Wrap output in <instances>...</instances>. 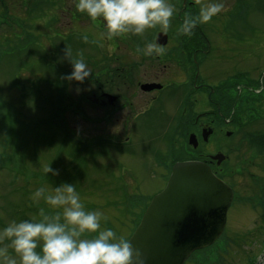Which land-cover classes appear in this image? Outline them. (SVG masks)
Wrapping results in <instances>:
<instances>
[{
  "label": "rangeland",
  "instance_id": "rangeland-1",
  "mask_svg": "<svg viewBox=\"0 0 264 264\" xmlns=\"http://www.w3.org/2000/svg\"><path fill=\"white\" fill-rule=\"evenodd\" d=\"M22 1L5 0L6 6H0V14L6 9L9 16L7 22H0V47L13 52L0 57V99L5 102L2 110L8 113L13 110L18 120L10 115L0 117V154L8 156L5 161L16 166L12 171L0 168V227L11 219H39L34 211L29 213L27 206L45 207L51 212L42 200L33 203L30 193L41 185L51 188L69 182L75 185L87 210L102 211L106 217L101 221L102 227L112 228L117 236L127 238L148 198L165 186L169 168L162 160L170 163L188 153V131H194L193 126L178 122L181 109L185 106L188 111L191 106L196 112L204 107L191 105V101L185 105L184 87L171 84L172 92L165 99L160 93V101L152 103L148 114L127 135L121 134L120 123H89L72 116L70 109L49 116L61 102L49 87L65 86L69 96L63 102L84 97L79 108L89 115L103 114L104 101L108 97L112 101L113 97L107 95L97 96L98 100L102 98L100 102L88 103L93 92L88 87L91 80L82 84L63 80L71 71L64 58L65 46L73 56L82 54L91 71L94 66L90 64L100 62L104 51H109L103 42L105 31L93 27L85 13L76 11L74 0H31L40 1L31 3L33 10L43 9V15L36 12L31 21L27 20ZM196 1L199 6L209 2L224 5L221 13L201 24L202 33L210 39V51L200 63L201 75L213 82L234 72L251 77L264 72V0ZM10 17L24 18L25 26L19 29ZM158 29H146L141 35L153 36ZM168 30L171 36L177 33ZM82 35H87L88 41L82 40ZM106 66L112 68L107 61L97 68L101 71ZM139 75L135 71L130 78L135 80ZM176 77L181 80L179 75ZM33 84L39 90L31 97L30 93L35 91ZM77 86L81 88L79 94L75 90ZM147 99L148 95L139 94L140 110L146 107ZM257 130H264V113L243 131ZM107 135L131 136L126 143L128 151L117 149V140L111 139L115 141L112 143ZM243 136L244 132L230 137L214 135L208 145H199L198 154L193 152L202 158L205 152H228V164L218 166L223 174L233 171L228 179L233 187V200L220 237L194 251L184 264H264V151L251 148ZM197 138L201 144L199 135ZM3 143L7 146L2 147ZM157 153L161 154L159 158H155ZM49 165L57 170V175H45L44 169ZM31 171L41 173L40 177L29 178Z\"/></svg>",
  "mask_w": 264,
  "mask_h": 264
},
{
  "label": "clouds",
  "instance_id": "clouds-1",
  "mask_svg": "<svg viewBox=\"0 0 264 264\" xmlns=\"http://www.w3.org/2000/svg\"><path fill=\"white\" fill-rule=\"evenodd\" d=\"M74 3L76 11L102 25L108 41L129 33L142 34L156 26L166 31L174 15V7L167 0ZM223 10L222 2L201 4L198 15L185 18L179 31L190 34L197 23H206ZM81 39L88 41V36L82 35ZM136 51L148 56L162 49L148 43ZM63 52L71 65L63 79L82 84L91 74L85 58L82 54L73 56L66 46ZM75 90L79 94L81 88L77 86ZM44 173L58 174L50 165ZM30 199L33 203L42 200L51 212L39 207V219H11L0 227V264H143L139 250L129 240L117 236L112 228L102 227L101 221L106 219L102 211L85 208L73 183L61 182L51 188L41 185L30 193Z\"/></svg>",
  "mask_w": 264,
  "mask_h": 264
},
{
  "label": "flooded vegetation",
  "instance_id": "flooded-vegetation-1",
  "mask_svg": "<svg viewBox=\"0 0 264 264\" xmlns=\"http://www.w3.org/2000/svg\"><path fill=\"white\" fill-rule=\"evenodd\" d=\"M167 2L174 7V15L170 18L168 29H174L177 33L171 36L168 29L164 31L156 26L159 28L156 32L164 31L167 34V41L161 45L157 43L155 35L146 38L141 34L133 35L130 33L112 41L105 39L106 46L108 50L111 48V51L106 50L104 59L101 58L100 62L105 63L107 61L112 68L106 66L99 71L95 65L91 70L90 76L85 79L92 81V85L88 87L93 91L87 102H100L102 98L98 100L97 96L107 95L113 97L112 101L108 100L109 97L104 101L103 114L99 112L101 114L98 116L89 115L83 108H79V102H83L82 99H84L79 96L75 112L81 118L87 117L89 123H120L122 125L121 134H127L133 125L147 113L152 103L160 101V93H163L162 98L165 99L167 94L172 92L171 84H174L184 87L187 92L184 94L187 97L185 105L191 101V105L201 104L204 107L202 110L193 112L191 106L188 111L184 106L181 109L178 122L193 126L191 129L196 136L199 135L201 140L203 139V130L211 129L212 132L209 134L208 140H202L201 144L198 142V145L205 147L214 135H224L228 131L224 129V125H227L230 119L223 117L221 109L220 86L224 79L209 82L201 75L200 63L205 60V55L210 51V39L208 35L202 33V23H197L191 29L190 34H182L179 31L185 18L198 15L200 8L198 2L196 0H167ZM92 23L94 22L91 21ZM148 43L155 44L162 51L160 53L154 52L148 56H145L143 52L136 51L137 48H143ZM145 65L146 68H142ZM135 71L140 75L135 80H131L130 75H133ZM250 72L247 71V73ZM177 75L181 77V80H177ZM247 76L249 81H253L254 77H251V74H247ZM127 82H132V85L127 84ZM143 83H161L162 87L143 90L141 89ZM140 93L148 95L146 107L142 110H140L142 103L138 102ZM90 105L94 106L93 104ZM95 109L98 107L92 111L95 112ZM159 111L163 113L164 110L160 109ZM190 133H192L191 130L188 131V135ZM110 136L114 137V135ZM205 155L213 169L219 165L210 159L211 153L205 152ZM218 168L220 167L218 166Z\"/></svg>",
  "mask_w": 264,
  "mask_h": 264
},
{
  "label": "water",
  "instance_id": "water-1",
  "mask_svg": "<svg viewBox=\"0 0 264 264\" xmlns=\"http://www.w3.org/2000/svg\"><path fill=\"white\" fill-rule=\"evenodd\" d=\"M156 41L164 43L166 34L158 33ZM210 132L203 130L204 140ZM188 142L196 147L193 133ZM211 158L220 163L225 156L216 153ZM232 197L230 186L205 162L177 161L128 240L139 250L143 264H183L193 251L209 246L220 236Z\"/></svg>",
  "mask_w": 264,
  "mask_h": 264
},
{
  "label": "trees",
  "instance_id": "trees-1",
  "mask_svg": "<svg viewBox=\"0 0 264 264\" xmlns=\"http://www.w3.org/2000/svg\"><path fill=\"white\" fill-rule=\"evenodd\" d=\"M31 3L39 4L40 1H38V3L29 1V3H28L29 7L26 10L28 18L30 19L31 16H35L33 14L36 12H39V11H41L40 15L42 16L43 15V9H40L38 11V9L35 8L33 10ZM37 16H39V15H37ZM10 18H12V17H10ZM6 19L8 20L9 16H8V13L6 12V9H5V11H2V13L0 14V20H1L0 22L4 23V22H6L5 21ZM16 20H19V19H16ZM28 33L25 34L26 38H28ZM16 37L17 36H15V39H16ZM24 47H26V44L24 45ZM1 48H3V46L0 47V57L4 54H7L9 56H10V54L13 55L12 51L7 52L8 47H4V49H1ZM86 81L87 80H85L84 82H86ZM64 82H66V80H64ZM31 87H34L33 90H35V91L33 93H30V95H31V97H34L38 94L37 91L39 89L37 86H35V84H33ZM58 87L59 88H57L55 86L49 87L50 91L52 93H55L56 98H58L59 100L61 99V102L57 101L58 104L56 105V107L54 106V109L49 114V116L52 114H55V113H63L65 111H67L68 109L72 108L75 104H77V101H78V97H76V99H74V100L72 99V100H69L67 102H63V98L65 96H69V93L65 90L64 85H58ZM26 91H28V90H26ZM220 92L222 95V102H221L222 113H224L225 116L231 118L229 121V126L233 130L232 135L234 136L240 132H244L243 139L247 140L249 142L248 144L250 145L251 148L256 147L257 150H259V152L264 151V130L259 131V132H258V130L256 132L255 131H248V132L243 131L246 127H248L249 125L254 123L258 119V117H260L262 115V113H264V74H262V72H259L258 76L254 77L253 81H249V78H248L246 73L236 72L233 75L228 76L227 79H225L223 81L222 85L220 86ZM38 96L40 98V95H38ZM4 103L5 102H3L0 99V117L10 115L12 119L15 118L17 120L16 116L13 114L14 111L12 109H11L12 112L9 111V113L6 109L4 111L2 110L3 108H5ZM69 105H71V107H69ZM49 116H47V117H49ZM46 118H44V119H46ZM40 121H41V119H40ZM44 121H46V120H42V122H44ZM1 146L5 147L7 145L5 143H3ZM186 147H187L188 153L184 154L183 157H180L178 159H175L176 158L175 157L174 160H172L170 163H169V160L168 161H166V159L162 160V162L164 163V166L166 164L167 167L169 168L168 170H170L171 165L176 160L200 159V160L205 161L204 158L200 157L199 155L197 156V154H198L197 149H192L188 145ZM194 151L197 152V154H194L193 153ZM230 152H232L231 149L229 150V153ZM226 154H227V156H229L227 151H226ZM160 155L161 154L157 153V155H155V158H159ZM0 157L2 158V160H0V163H1L0 166H2V163L5 161V159L7 157L3 156L1 154H0ZM228 159L229 158L226 157V159L222 162V164H228V161H227ZM160 160H161V158H160ZM214 170H215L218 177H220L221 179L230 183L228 181V179L232 177L233 171L232 172L226 171V173L223 174L222 171L220 170V168H218V166H216L214 168ZM236 171H238V169H236ZM30 175H33L31 177L32 179L39 177V176H36V175H38L36 172H32ZM39 175H41V173ZM146 204H144V206H143V208L139 214V217H138L136 224L138 223L139 218H140ZM27 209L29 210V213H32V211H34L36 213L35 215L36 216L38 215L37 214L38 213L37 207L27 206Z\"/></svg>",
  "mask_w": 264,
  "mask_h": 264
}]
</instances>
